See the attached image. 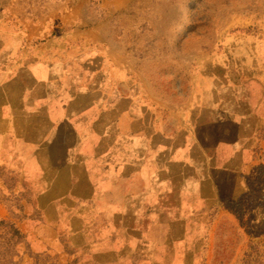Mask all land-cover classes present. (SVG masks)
Masks as SVG:
<instances>
[{
  "label": "crops",
  "instance_id": "1",
  "mask_svg": "<svg viewBox=\"0 0 264 264\" xmlns=\"http://www.w3.org/2000/svg\"><path fill=\"white\" fill-rule=\"evenodd\" d=\"M26 1L0 0V219L67 242L76 264H171L173 249L251 199L264 39L243 46L248 64L233 47L222 62L177 66L173 88L146 73L149 57L125 63L85 0H40L30 16Z\"/></svg>",
  "mask_w": 264,
  "mask_h": 264
},
{
  "label": "rangeland",
  "instance_id": "2",
  "mask_svg": "<svg viewBox=\"0 0 264 264\" xmlns=\"http://www.w3.org/2000/svg\"><path fill=\"white\" fill-rule=\"evenodd\" d=\"M39 1H26L29 16L31 6ZM84 5L91 19L103 23L109 40L129 53L123 56L125 63L131 60L133 65L149 57L154 63L146 73L156 80H170L173 88L179 75L183 76L177 66L199 63L206 55L222 62L233 47L240 50L235 54L241 62L236 64H248L243 46L264 39V0H85ZM21 59L24 64L21 57L12 58V63ZM261 59L257 53L258 63ZM6 69L7 57L1 56L0 81L7 78ZM2 118L0 126L7 130V118ZM259 158L251 199L246 192L212 226L204 225L195 234V243L191 241L187 249H173L171 264H264V149ZM0 176L6 182L0 185V197L7 209V171L0 170ZM50 243L45 234L25 231L7 241L0 234V264H76L79 260L68 257L74 252L67 242H60L62 248ZM156 251L158 261L169 260V251Z\"/></svg>",
  "mask_w": 264,
  "mask_h": 264
},
{
  "label": "trees",
  "instance_id": "3",
  "mask_svg": "<svg viewBox=\"0 0 264 264\" xmlns=\"http://www.w3.org/2000/svg\"><path fill=\"white\" fill-rule=\"evenodd\" d=\"M4 230L0 232L4 236V241L7 239H12L13 237L20 236V230L16 227L15 222L13 220H1L0 219V229Z\"/></svg>",
  "mask_w": 264,
  "mask_h": 264
}]
</instances>
